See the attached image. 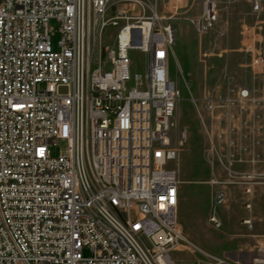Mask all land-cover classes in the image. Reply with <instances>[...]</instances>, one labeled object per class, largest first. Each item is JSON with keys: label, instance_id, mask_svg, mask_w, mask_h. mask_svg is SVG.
<instances>
[{"label": "built area", "instance_id": "obj_1", "mask_svg": "<svg viewBox=\"0 0 264 264\" xmlns=\"http://www.w3.org/2000/svg\"><path fill=\"white\" fill-rule=\"evenodd\" d=\"M250 1L241 48L246 69L258 74L264 0ZM87 2L0 0V264H175L170 252L184 236L177 171L166 166L177 154L170 130L179 91L166 68L172 25L161 30L150 21L144 31L126 18L106 55L87 45V12L102 27L117 21L104 18L108 0ZM217 21L216 1L204 0L191 22L202 37ZM132 48L144 52L146 68L127 86ZM252 91L245 84L238 101L254 103ZM61 141L64 153L51 155ZM240 178L251 194L254 176ZM208 185L215 207L224 200L221 181L211 176ZM205 222L220 227L212 213ZM257 249L253 261L264 264V241ZM183 264L243 263L208 256Z\"/></svg>", "mask_w": 264, "mask_h": 264}, {"label": "rangeland", "instance_id": "obj_2", "mask_svg": "<svg viewBox=\"0 0 264 264\" xmlns=\"http://www.w3.org/2000/svg\"><path fill=\"white\" fill-rule=\"evenodd\" d=\"M203 1L108 0L104 18H113L117 23L99 26L88 11L86 42L89 47H105L107 55L115 45L118 27L126 18L137 23L151 21L155 28L161 30L169 23L172 25L174 39L166 68L180 95L171 120L174 121L178 115L179 128L182 129L185 124L189 128L186 139L180 138L181 131L175 129V125L170 130L171 145L177 149V154L166 166L177 171V219L184 236L170 252L171 258L175 264L206 260L208 256L255 264L254 258L261 255L257 251V239L261 243L264 241V145L260 148L259 158L251 157L245 163H230L218 157L213 161L211 155L227 152L225 141L228 140H223V145L222 141H216L217 144L210 141L213 130L220 132L227 129L225 122V125L218 122L215 127L212 126V113L218 109L217 114L220 115L222 108L228 107L236 112L241 109L243 113H238L240 115L233 120L236 131L249 136L256 133L257 140L264 141V71L252 74L246 69L241 48L242 29L253 19L252 4L249 0H215L218 21L207 35L199 37L191 21L201 15ZM85 4L88 5L87 0ZM119 11L125 13L123 18H115ZM260 18L264 21V1ZM50 25L56 28L54 21ZM258 34V45L264 53V22ZM58 38L57 32L51 36L54 48ZM128 56L131 64L127 86H131L134 74L143 79L146 64L144 52L139 49H130ZM94 67L92 62L90 69ZM245 84L254 88V103L237 99L239 90ZM188 89L192 90L193 97L189 96ZM208 98L216 101L213 109L205 106ZM220 99H228V105L217 104ZM246 141H252V138ZM64 151L63 141L50 147L53 156ZM239 164H243L242 168L234 172V166ZM244 173H251L255 179L252 193L248 195L244 194L239 182ZM211 176L221 181L224 191L223 202L215 207H210L208 180ZM247 200L251 202L249 209L244 207ZM209 213L219 219L218 229L206 224ZM244 219H250V224L244 223Z\"/></svg>", "mask_w": 264, "mask_h": 264}, {"label": "crops", "instance_id": "obj_3", "mask_svg": "<svg viewBox=\"0 0 264 264\" xmlns=\"http://www.w3.org/2000/svg\"><path fill=\"white\" fill-rule=\"evenodd\" d=\"M247 24H249V21H248V23H246V25ZM176 33H177V30H176ZM188 92H189V96L193 97L192 90L188 89ZM179 95H180V91H179ZM179 102L180 101H178V103ZM260 110H262V109H260ZM214 113H212V118H213L212 119V126L215 127L218 122H221V123H223V125H225V123L227 124V126H226L227 129H225V130L222 129V131H220V132L217 130H213L211 135H210V141H213L212 144H215L216 141H222V145H223L224 144L223 140H225V139L228 140V141H225V142H227L226 145L228 147V151L225 153H221V154L212 153L211 154L212 160L213 161L217 160L216 158L218 157L220 160L227 159V161L230 163H235V162H244L245 163V162L249 161L251 157L254 158V157L258 156V158H259V156L261 155L260 154V148H261V146L264 145V141H258L256 133H254L252 136H249L246 133H241V132L239 133L233 127V120H235V118H237L238 115L243 114L241 109H239L236 112V110H234V109L232 110V107H228L226 109L222 108V110H221L222 114H220V115L217 114V113H219L218 109H216V113L215 114ZM238 113H240V114H238ZM225 115H227V116H225ZM174 125H175V129L185 132V139H186L187 138L186 135H187L189 125L185 124L182 127V129H180L179 128L178 115H177V118L174 119V121L172 119V126H174ZM236 132H238V133H236ZM250 137L252 138V141H246V140H249ZM235 166H234V172H239V168L240 167L242 168L243 164L242 165L239 164V165H235Z\"/></svg>", "mask_w": 264, "mask_h": 264}, {"label": "bare ground", "instance_id": "obj_4", "mask_svg": "<svg viewBox=\"0 0 264 264\" xmlns=\"http://www.w3.org/2000/svg\"><path fill=\"white\" fill-rule=\"evenodd\" d=\"M151 25H152V23L150 21L144 20L142 27H143L144 31H148L151 28Z\"/></svg>", "mask_w": 264, "mask_h": 264}, {"label": "water", "instance_id": "obj_5", "mask_svg": "<svg viewBox=\"0 0 264 264\" xmlns=\"http://www.w3.org/2000/svg\"><path fill=\"white\" fill-rule=\"evenodd\" d=\"M138 29L136 28V29H134V31H137Z\"/></svg>", "mask_w": 264, "mask_h": 264}]
</instances>
